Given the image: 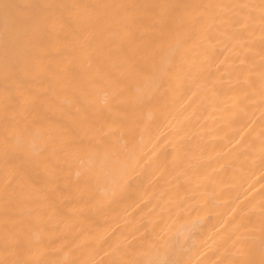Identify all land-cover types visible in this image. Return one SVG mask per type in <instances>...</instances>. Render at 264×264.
I'll list each match as a JSON object with an SVG mask.
<instances>
[{
	"label": "bare ground",
	"instance_id": "bare-ground-1",
	"mask_svg": "<svg viewBox=\"0 0 264 264\" xmlns=\"http://www.w3.org/2000/svg\"><path fill=\"white\" fill-rule=\"evenodd\" d=\"M5 2L0 264H264V0Z\"/></svg>",
	"mask_w": 264,
	"mask_h": 264
},
{
	"label": "snow or ice",
	"instance_id": "snow-or-ice-1",
	"mask_svg": "<svg viewBox=\"0 0 264 264\" xmlns=\"http://www.w3.org/2000/svg\"><path fill=\"white\" fill-rule=\"evenodd\" d=\"M18 6L9 4L7 2L0 4V9L3 10L4 16H5V21L7 22L10 18L11 13L13 12L14 9H17ZM25 7H31V6H25ZM22 15L21 12L17 11L16 12V17L19 18Z\"/></svg>",
	"mask_w": 264,
	"mask_h": 264
}]
</instances>
